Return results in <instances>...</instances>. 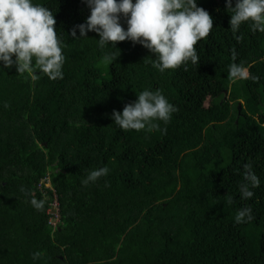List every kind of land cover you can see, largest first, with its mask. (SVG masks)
Listing matches in <instances>:
<instances>
[{
    "label": "trees",
    "instance_id": "obj_1",
    "mask_svg": "<svg viewBox=\"0 0 264 264\" xmlns=\"http://www.w3.org/2000/svg\"><path fill=\"white\" fill-rule=\"evenodd\" d=\"M34 2L54 13L64 75L0 69V264H264V33L246 23L234 34L226 0H197L213 18L198 65L160 73L140 44L73 38L90 15L84 0ZM105 53L117 60L102 63ZM234 53L256 80H229ZM145 89L174 105L171 119L119 129L111 113ZM245 164L261 181L250 199ZM101 167L108 175L82 184ZM245 207L253 219L235 223Z\"/></svg>",
    "mask_w": 264,
    "mask_h": 264
},
{
    "label": "clouds",
    "instance_id": "obj_2",
    "mask_svg": "<svg viewBox=\"0 0 264 264\" xmlns=\"http://www.w3.org/2000/svg\"><path fill=\"white\" fill-rule=\"evenodd\" d=\"M90 9L84 23L76 25L71 32L73 38L88 37L92 31L99 35L97 47L117 48V42L131 41L140 44L155 58L150 62L160 73L176 69L189 62L198 65L199 55L195 45L206 38L213 28V18L197 0H84ZM226 8L231 13L230 29L235 34L241 25L248 24L253 33H264V0H226ZM54 13L34 0H0V69L15 66L17 74L46 75L50 80L63 79L65 56L61 41L55 30ZM126 24V28L125 25ZM77 29L79 35H77ZM117 55L105 53L102 63H113ZM233 63L228 68V78L232 83L257 77L250 76L252 65ZM241 103V102H240ZM168 99L158 91L145 89L138 98L126 104L122 111L113 110V123L123 131L156 130L159 123H167L175 111ZM243 183L239 186L242 199H250L251 189L260 186V178L245 164ZM109 173L107 167L90 171L82 184L95 183ZM232 202L229 197L228 203ZM31 205L38 211L44 210V201L31 199ZM53 228L61 225L62 207L59 196L55 195L48 209ZM253 219L252 209L245 207L237 211V224ZM42 253L32 254L34 262Z\"/></svg>",
    "mask_w": 264,
    "mask_h": 264
},
{
    "label": "water",
    "instance_id": "obj_3",
    "mask_svg": "<svg viewBox=\"0 0 264 264\" xmlns=\"http://www.w3.org/2000/svg\"><path fill=\"white\" fill-rule=\"evenodd\" d=\"M239 108L241 109V103H239Z\"/></svg>",
    "mask_w": 264,
    "mask_h": 264
},
{
    "label": "rangeland",
    "instance_id": "obj_4",
    "mask_svg": "<svg viewBox=\"0 0 264 264\" xmlns=\"http://www.w3.org/2000/svg\"><path fill=\"white\" fill-rule=\"evenodd\" d=\"M243 103V101H241V104Z\"/></svg>",
    "mask_w": 264,
    "mask_h": 264
}]
</instances>
